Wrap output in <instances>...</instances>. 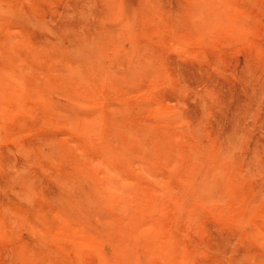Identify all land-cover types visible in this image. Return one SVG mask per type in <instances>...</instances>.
<instances>
[{
	"label": "rangeland",
	"instance_id": "374dc122",
	"mask_svg": "<svg viewBox=\"0 0 264 264\" xmlns=\"http://www.w3.org/2000/svg\"><path fill=\"white\" fill-rule=\"evenodd\" d=\"M0 264H264V0H0Z\"/></svg>",
	"mask_w": 264,
	"mask_h": 264
}]
</instances>
